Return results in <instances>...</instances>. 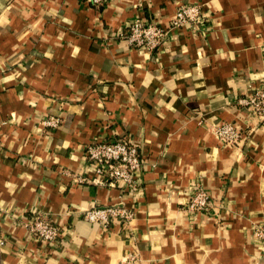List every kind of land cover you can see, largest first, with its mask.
<instances>
[{
  "label": "crops",
  "instance_id": "crops-1",
  "mask_svg": "<svg viewBox=\"0 0 264 264\" xmlns=\"http://www.w3.org/2000/svg\"><path fill=\"white\" fill-rule=\"evenodd\" d=\"M209 16L175 28L159 49L120 36L136 16L168 24L181 4ZM264 83V0H0V264H264V121L237 105ZM60 116L59 127L43 119ZM233 121L240 146L201 125ZM130 137L146 163L140 189L78 183L85 144ZM214 203L187 209L198 181ZM126 202L127 228L83 217ZM65 227L58 243L31 236L34 211Z\"/></svg>",
  "mask_w": 264,
  "mask_h": 264
},
{
  "label": "built area",
  "instance_id": "built-area-1",
  "mask_svg": "<svg viewBox=\"0 0 264 264\" xmlns=\"http://www.w3.org/2000/svg\"><path fill=\"white\" fill-rule=\"evenodd\" d=\"M90 1L100 6L107 0ZM208 20L209 16L199 4L187 3L177 8L168 24L164 25L158 21L136 16L119 30V34L131 47L152 52L169 40L173 29L185 27L199 31L208 27ZM237 105L248 110L250 119L264 121V83L253 87L249 94L240 96ZM42 122L48 127H59L62 120L60 116L49 115ZM200 124L211 128L225 145L240 146L245 139L244 127L233 121L223 120L215 124L203 117ZM84 154L88 162L85 172L72 173L70 170H65L66 174L72 176L74 182L118 187L122 192L131 194L140 189V172L146 160L142 156L139 144L132 138H104L90 142L85 144ZM213 206L211 196L200 178L190 195L187 209L192 213H210L213 211ZM82 211L86 220L100 223L104 227L119 222L128 228L136 216L135 207L129 206L124 201L93 206ZM26 225L31 236L51 243H58L65 229L58 219H53L48 213L38 210L33 212ZM252 233L264 252V222L256 224ZM7 241L0 224V249L7 244ZM118 264H142V260L138 251L129 250Z\"/></svg>",
  "mask_w": 264,
  "mask_h": 264
}]
</instances>
